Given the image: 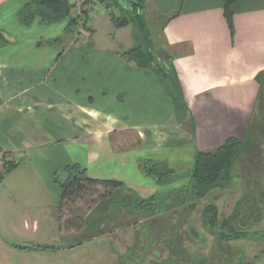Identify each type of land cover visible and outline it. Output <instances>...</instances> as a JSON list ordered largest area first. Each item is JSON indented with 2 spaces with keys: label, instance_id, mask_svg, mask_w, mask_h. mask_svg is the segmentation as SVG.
I'll use <instances>...</instances> for the list:
<instances>
[{
  "label": "crops",
  "instance_id": "obj_1",
  "mask_svg": "<svg viewBox=\"0 0 264 264\" xmlns=\"http://www.w3.org/2000/svg\"><path fill=\"white\" fill-rule=\"evenodd\" d=\"M27 1L0 0V148L11 166L0 180L8 201L19 204L7 214L10 233L21 231L26 215L52 216L46 202L59 203L54 175L59 180L67 165L132 185L127 174L136 156L113 149L117 132L133 130L142 150L167 154L246 138L262 90L256 76L264 80V0H234L231 30L223 0H146L144 10L161 20L190 132L155 73L90 40L66 38L60 24L21 25L17 12ZM58 37L60 49L52 43ZM39 226L34 220L33 231ZM67 233L58 224V238ZM66 244L0 246V264H13L6 259L20 253L40 264H77L90 254L98 263L116 264L112 246Z\"/></svg>",
  "mask_w": 264,
  "mask_h": 264
},
{
  "label": "rangeland",
  "instance_id": "obj_2",
  "mask_svg": "<svg viewBox=\"0 0 264 264\" xmlns=\"http://www.w3.org/2000/svg\"><path fill=\"white\" fill-rule=\"evenodd\" d=\"M93 7L92 16L89 12V21L85 24L91 25L90 30L80 25L71 33H64L67 19L53 25L60 24V34L70 40H90L97 48L121 55L136 44L144 50L150 48L165 63V68L169 66V60L164 58L166 47L161 39L160 19L144 10L143 27L140 29L125 1L108 7L103 4ZM119 17L121 24L112 20ZM59 31L55 29L51 35L55 37ZM55 46L60 49L62 43L56 42ZM166 72L165 75L155 74L163 81L167 96L181 114L183 130L190 132L191 120L184 117L178 86L170 68ZM250 133V138L243 140L245 147L240 149L232 166L224 171L229 179L203 197H197L192 192L194 183L190 178L194 153L187 152L188 148L181 146L180 151L170 154L161 150L145 152L133 130L117 132L113 149L133 151L136 156L132 161L133 174H127L132 185L119 181L121 187L113 199L96 206L79 204L76 211L84 218V227L68 231L71 232L69 235L60 238L56 234L59 224V203L56 200L46 202L52 208L51 217L48 214L44 218V214L26 215L21 219V231L10 233L7 214L19 204L8 201L6 185L0 180V246H67L66 243L112 246L117 255L116 264H264V80ZM146 166L155 169L156 173H146ZM59 176L63 181L65 175L60 173ZM122 199L133 205L127 209L115 203ZM209 205V213H203ZM214 212L218 223L213 227L207 226L204 222L206 218L214 220ZM34 220L40 225L37 232L32 229ZM220 221L226 225L219 226ZM24 222L28 227L24 228ZM230 226L240 237L229 236ZM113 232L115 235L110 236ZM93 257L90 254L84 260L78 258L76 263L101 264ZM38 259L32 254L20 253L6 261L40 264Z\"/></svg>",
  "mask_w": 264,
  "mask_h": 264
},
{
  "label": "trees",
  "instance_id": "obj_3",
  "mask_svg": "<svg viewBox=\"0 0 264 264\" xmlns=\"http://www.w3.org/2000/svg\"><path fill=\"white\" fill-rule=\"evenodd\" d=\"M119 1L121 0H83L82 5H91L93 7L95 4H103L108 7L109 5L119 3ZM122 1L128 3L129 8L134 14L135 21L137 22L138 27L141 29L143 27L142 14L144 12L146 0ZM233 1L234 0H223L222 5L223 14L230 30L232 29L231 5ZM72 7L73 6L69 0H28L18 10L17 19L19 23L24 26L30 25L34 20H38L44 24H51L67 19V25L64 29V33H71V31H73L76 27L80 25L85 26L87 21H89V15L85 7L82 8L80 14L76 16L72 12ZM112 20L118 24L120 17L117 19L112 18ZM85 27V29L90 30V26ZM56 42H61V38L58 37L52 41V43ZM122 57L132 60L139 67L148 68L158 75L159 73L165 75V73H167L166 69L170 68L168 65H166L167 68H165V63L162 62L159 57H157L151 51L150 48L144 50L142 46L138 44L134 45L130 49L125 50L122 53ZM164 58L169 60V56L167 54L164 55ZM256 77L260 82H262L263 90L262 76L258 75ZM162 78L165 77L162 76ZM251 127L252 125L247 131L248 133L246 132V140L250 138ZM244 142L245 141L239 140L235 137H228L217 148L194 152L192 168L190 170V178L194 183L192 186V192L194 193V196L203 197L210 190L222 186V182L224 180L229 179L228 175L224 174V171L232 166L234 159L239 153L240 149L245 147ZM10 169L11 166L6 164L4 173L10 171ZM62 171L64 174H66V178L63 181L58 180L57 173L54 175V180L60 191V201L58 204L60 229L64 231L81 230L85 225V220L82 216L77 214L76 207L83 203L86 205L93 204L92 206L95 204L96 206L113 199V196L116 194V190L121 187V183L116 180L89 177L86 174V169L84 167L78 166L77 164L67 165L62 169ZM145 171L151 175L156 173L155 169L147 166L145 167ZM160 178L161 177L159 176L158 179ZM115 203L120 205V207L127 209L133 205H130L128 201H123V199L116 200ZM210 208V205L206 206L203 210V213L208 214ZM213 216L214 220H208L206 218L204 223L207 226L213 227L216 225V223H218L216 212H214ZM223 224V221L219 222V226ZM225 225L226 223L224 226ZM228 229L231 231L229 236L233 238L240 237L239 233L231 228V226ZM17 247L21 249L26 248L23 246Z\"/></svg>",
  "mask_w": 264,
  "mask_h": 264
},
{
  "label": "built area",
  "instance_id": "obj_4",
  "mask_svg": "<svg viewBox=\"0 0 264 264\" xmlns=\"http://www.w3.org/2000/svg\"><path fill=\"white\" fill-rule=\"evenodd\" d=\"M70 1V0H69ZM72 4V12L80 14V11L82 8H86L87 9V13H93L94 8L91 5L88 6H83V0H72V2H70ZM91 9V10H90ZM92 13L90 14L92 16ZM6 164H7V152L4 151L2 148H0V176L4 173V169L6 168Z\"/></svg>",
  "mask_w": 264,
  "mask_h": 264
},
{
  "label": "water",
  "instance_id": "obj_5",
  "mask_svg": "<svg viewBox=\"0 0 264 264\" xmlns=\"http://www.w3.org/2000/svg\"><path fill=\"white\" fill-rule=\"evenodd\" d=\"M119 24H121V22H119Z\"/></svg>",
  "mask_w": 264,
  "mask_h": 264
}]
</instances>
